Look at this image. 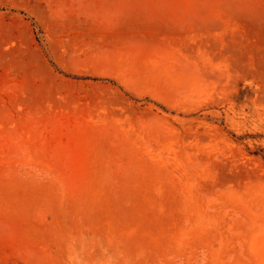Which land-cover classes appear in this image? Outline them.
I'll list each match as a JSON object with an SVG mask.
<instances>
[{
    "label": "rangeland",
    "instance_id": "rangeland-1",
    "mask_svg": "<svg viewBox=\"0 0 264 264\" xmlns=\"http://www.w3.org/2000/svg\"><path fill=\"white\" fill-rule=\"evenodd\" d=\"M0 264H264V0H0Z\"/></svg>",
    "mask_w": 264,
    "mask_h": 264
}]
</instances>
